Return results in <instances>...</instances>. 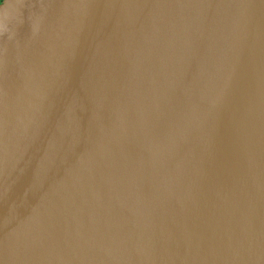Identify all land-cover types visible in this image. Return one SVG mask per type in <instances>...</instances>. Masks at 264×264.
<instances>
[{"label":"water","instance_id":"water-1","mask_svg":"<svg viewBox=\"0 0 264 264\" xmlns=\"http://www.w3.org/2000/svg\"><path fill=\"white\" fill-rule=\"evenodd\" d=\"M0 264H264V0H2Z\"/></svg>","mask_w":264,"mask_h":264},{"label":"trees","instance_id":"trees-1","mask_svg":"<svg viewBox=\"0 0 264 264\" xmlns=\"http://www.w3.org/2000/svg\"><path fill=\"white\" fill-rule=\"evenodd\" d=\"M2 2V0H0V3Z\"/></svg>","mask_w":264,"mask_h":264}]
</instances>
